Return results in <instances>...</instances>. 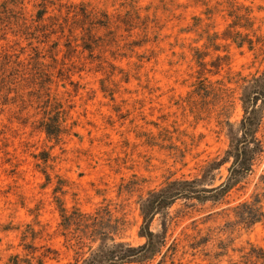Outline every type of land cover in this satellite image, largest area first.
Wrapping results in <instances>:
<instances>
[{"label": "rangeland", "instance_id": "374dc122", "mask_svg": "<svg viewBox=\"0 0 264 264\" xmlns=\"http://www.w3.org/2000/svg\"><path fill=\"white\" fill-rule=\"evenodd\" d=\"M169 192L117 264H264V0H0V264H105Z\"/></svg>", "mask_w": 264, "mask_h": 264}, {"label": "trees", "instance_id": "16d2710c", "mask_svg": "<svg viewBox=\"0 0 264 264\" xmlns=\"http://www.w3.org/2000/svg\"><path fill=\"white\" fill-rule=\"evenodd\" d=\"M250 121L252 122V119ZM245 125H247V123H245ZM237 154L238 155L236 156L235 159L236 161L234 162V166L231 169V173H230L231 177L228 181L234 179L235 177L234 173L237 172L239 169L245 172L248 171V168H244V165H246L247 163V155H248L246 145L244 144L239 145ZM228 185L229 184L227 182L223 186H220L213 190H203V191L179 190L177 193L179 194L184 193L186 195H192V196L195 195L201 197V196H206V194H213V193L217 194L218 192H222L227 188ZM171 186H173V184ZM171 186H169L168 188H170ZM170 193L171 192L157 195L155 197L153 194H151L149 200H147L146 204H144L143 210L145 207H147V209L143 212L144 226L142 227V236L146 238V243L143 246L139 248H132V247L125 248V246H123L122 244L113 245L110 250L104 252L100 251L99 260L104 259L105 264H117V263L135 262L137 260L146 259L148 255L151 253L152 249L155 248L156 246L155 235L149 230V222L151 221V218L160 209L167 206L169 202L175 197V195H172ZM90 262L95 264L96 260L93 258Z\"/></svg>", "mask_w": 264, "mask_h": 264}]
</instances>
